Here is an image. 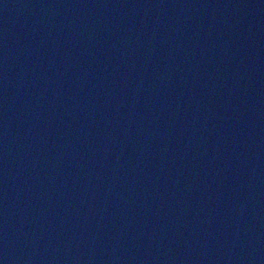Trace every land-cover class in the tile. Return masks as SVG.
Wrapping results in <instances>:
<instances>
[{
  "label": "water",
  "instance_id": "1",
  "mask_svg": "<svg viewBox=\"0 0 264 264\" xmlns=\"http://www.w3.org/2000/svg\"><path fill=\"white\" fill-rule=\"evenodd\" d=\"M0 264H264V0H0Z\"/></svg>",
  "mask_w": 264,
  "mask_h": 264
}]
</instances>
